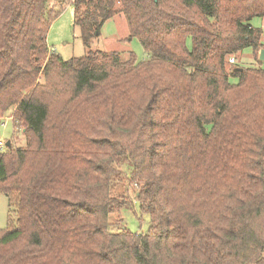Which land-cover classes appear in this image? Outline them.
<instances>
[{"label":"trees","instance_id":"1","mask_svg":"<svg viewBox=\"0 0 264 264\" xmlns=\"http://www.w3.org/2000/svg\"><path fill=\"white\" fill-rule=\"evenodd\" d=\"M64 1L85 47L122 13L147 57L64 59L48 0H0V119L25 137L0 151V264H264V68L227 67L264 48V0ZM123 175L144 233L109 230Z\"/></svg>","mask_w":264,"mask_h":264},{"label":"rangeland","instance_id":"2","mask_svg":"<svg viewBox=\"0 0 264 264\" xmlns=\"http://www.w3.org/2000/svg\"><path fill=\"white\" fill-rule=\"evenodd\" d=\"M48 6L60 13L49 27L47 43L50 49L60 54L64 59L84 55L89 49L106 52L117 51L123 60L129 57L128 51H132L137 60L147 57L137 37H132L129 41L126 40L129 32L122 13L105 21L98 39L94 40L89 47H85L81 41L78 26L73 24L74 10L70 3L64 0H48ZM252 24L262 30V42L264 43V18H253ZM188 41L190 42V39ZM189 42L188 47H190ZM258 52L253 53L249 48H246L237 57H232L233 62L228 59L227 67L238 65L239 67L264 68V60H259ZM10 112L12 110L7 111L0 119V139L4 142L10 141L15 147H22L25 145L23 127L20 124L13 126ZM121 166L122 173L126 175L128 168L124 164ZM125 175L113 181L112 193L122 195L131 202V205L109 212V230L116 232L127 228L132 232L144 233L149 227V216L140 212L135 200L138 187L135 183L128 182ZM7 224L8 201L5 195L0 194V228H5Z\"/></svg>","mask_w":264,"mask_h":264},{"label":"water","instance_id":"3","mask_svg":"<svg viewBox=\"0 0 264 264\" xmlns=\"http://www.w3.org/2000/svg\"><path fill=\"white\" fill-rule=\"evenodd\" d=\"M258 57H259V60L261 61L264 60V48L259 49ZM9 145H10V141H7L6 146H9Z\"/></svg>","mask_w":264,"mask_h":264},{"label":"built area","instance_id":"4","mask_svg":"<svg viewBox=\"0 0 264 264\" xmlns=\"http://www.w3.org/2000/svg\"><path fill=\"white\" fill-rule=\"evenodd\" d=\"M229 60H230L231 62H233V58H232V57H230ZM5 145H6V142H4V141H2V140L0 139V151L4 149Z\"/></svg>","mask_w":264,"mask_h":264}]
</instances>
